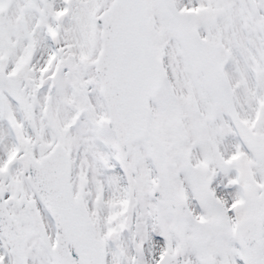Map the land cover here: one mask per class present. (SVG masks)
<instances>
[{"label":"snow or ice","instance_id":"obj_1","mask_svg":"<svg viewBox=\"0 0 264 264\" xmlns=\"http://www.w3.org/2000/svg\"><path fill=\"white\" fill-rule=\"evenodd\" d=\"M0 264H264V0H0Z\"/></svg>","mask_w":264,"mask_h":264}]
</instances>
